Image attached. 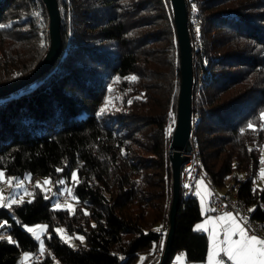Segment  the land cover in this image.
<instances>
[{
	"label": "trees",
	"instance_id": "1",
	"mask_svg": "<svg viewBox=\"0 0 264 264\" xmlns=\"http://www.w3.org/2000/svg\"><path fill=\"white\" fill-rule=\"evenodd\" d=\"M187 2L196 7L202 44L194 49L193 84L199 157L216 185H230L264 218V184L256 182L264 151V0ZM58 3L59 56L37 79L0 96V167L48 175L57 188L77 169L76 208L55 207L35 184L32 198L0 207V264H135L144 251L149 264L163 251L159 223L169 224L172 201L168 130L181 72L171 0ZM0 24L2 84L45 55L47 6L0 0ZM201 217L198 196L182 187L171 257L178 250L190 260L206 257L207 235L195 226ZM40 220L48 223L45 250L23 225ZM57 224L84 233L86 242L69 243Z\"/></svg>",
	"mask_w": 264,
	"mask_h": 264
},
{
	"label": "water",
	"instance_id": "2",
	"mask_svg": "<svg viewBox=\"0 0 264 264\" xmlns=\"http://www.w3.org/2000/svg\"><path fill=\"white\" fill-rule=\"evenodd\" d=\"M49 13V47L41 61L29 72L0 84V96L20 89L48 70L62 49V15L58 0H44ZM177 38L180 48L181 81L177 101V115L174 128L170 133L168 156L171 166L172 201L169 208V227L161 258L158 264H169L175 236L177 212L180 205L182 179L181 167L188 160L187 152L192 149L190 139L193 131V84L194 49L189 27L187 0H171Z\"/></svg>",
	"mask_w": 264,
	"mask_h": 264
},
{
	"label": "snow or ice",
	"instance_id": "3",
	"mask_svg": "<svg viewBox=\"0 0 264 264\" xmlns=\"http://www.w3.org/2000/svg\"><path fill=\"white\" fill-rule=\"evenodd\" d=\"M5 27V25L0 24V28ZM199 31V29H197ZM119 79V77H117ZM126 79L135 80L136 77H128ZM108 109L106 104L100 109V114L103 115ZM262 118H264V112L261 113ZM249 128H253V124L249 123ZM169 134L171 133V126L169 127ZM261 176L264 177V170L261 171ZM72 178L77 179L76 174L73 173ZM4 180V173L0 171V181ZM9 185L12 184V180L8 179L6 181ZM50 183L46 180L45 184ZM202 183V182H201ZM39 186V185H38ZM71 192V189L68 190ZM5 197L0 193V207H11L12 204H15L16 200H11L9 203L5 204ZM204 202L202 198V203ZM59 208L60 205L57 204ZM71 207V206H69ZM206 223L212 225L211 241L212 247L208 255L209 264H225L224 258L217 259L221 256V253L224 254L229 264H264V238H260L255 234H249L238 219L233 216L231 213H225L222 216H219L215 220H208ZM47 228L46 225L37 226V228H29V232L36 234V238L40 239V233L45 231ZM198 229H203L208 231L205 225H197ZM160 231V229H157ZM57 232L64 234V229H57ZM221 232H223V239L220 238ZM233 237H238L234 239ZM3 237H0L2 239ZM70 240L71 237H65ZM10 239V238H9ZM83 241V237H78Z\"/></svg>",
	"mask_w": 264,
	"mask_h": 264
},
{
	"label": "built area",
	"instance_id": "4",
	"mask_svg": "<svg viewBox=\"0 0 264 264\" xmlns=\"http://www.w3.org/2000/svg\"><path fill=\"white\" fill-rule=\"evenodd\" d=\"M189 14V27L190 34L193 43V49L200 48L202 46L199 40V21L197 18V10L193 4H190L188 7ZM169 120L175 124L176 117L171 114L169 116ZM194 121L193 119V131L191 133L190 139L192 142V149L187 152L189 158L182 164L181 167V179H182V187L184 188V192L186 195H191L194 193L195 181L197 176H203L213 188L214 194L211 198L209 209L212 213L217 214L222 211H234L241 221L252 231L261 236H264V218H256L252 214V206L249 204L244 198L239 196L236 190H230L226 192H220L216 188L215 182L212 178L207 175L203 162L201 161L198 154V147L195 142L194 135ZM174 128H171V132ZM260 167H264V159L260 162ZM162 252L157 250L152 257L149 264H158L161 258ZM41 256V252H35L30 258H39ZM26 259H22L21 262H24Z\"/></svg>",
	"mask_w": 264,
	"mask_h": 264
},
{
	"label": "rangeland",
	"instance_id": "5",
	"mask_svg": "<svg viewBox=\"0 0 264 264\" xmlns=\"http://www.w3.org/2000/svg\"><path fill=\"white\" fill-rule=\"evenodd\" d=\"M264 112V111H263ZM264 159V151L262 153V160ZM264 170V167H260L259 172L257 173L256 182L258 185L264 184V177L261 176V171ZM0 171L4 173V180L0 181V193L5 197L4 203L7 204L11 200H16L20 202L24 199H30L34 195L33 186L39 185L44 191L47 192L48 195L52 197L53 205L57 207V204L60 207L68 208L71 211L75 210L77 197L73 192L72 185L77 182L79 179L77 169H74L69 177H62L58 180L59 188L55 185V180H53L48 175H36L32 176L31 174H26L24 176L16 175L14 173H6V171L0 167ZM73 173L76 174L77 179H73ZM8 179L12 180V184L9 185L6 181ZM48 180L50 183L45 184V181ZM71 189V192L68 190ZM13 205V204H12ZM71 206V207H69ZM12 207V206H11ZM24 227L28 230L29 228H37V226L46 225L47 228L45 231L40 233V249L45 250V241H44V233L48 231V223L44 220L36 221V222H24ZM57 229H64V234L61 233L60 236L63 237L66 241L71 244L78 245L79 243L86 242V236L84 233L75 231L70 232L64 224H57ZM35 237L36 234L31 232ZM83 237V241L78 239V237ZM65 237H71L70 240Z\"/></svg>",
	"mask_w": 264,
	"mask_h": 264
},
{
	"label": "crops",
	"instance_id": "6",
	"mask_svg": "<svg viewBox=\"0 0 264 264\" xmlns=\"http://www.w3.org/2000/svg\"><path fill=\"white\" fill-rule=\"evenodd\" d=\"M229 187H230V185L229 186H219V185L216 186L217 190L220 192H226ZM194 193L199 198L200 207H201V211H202V217L196 221L195 226L197 227V225L203 224L208 229V231L200 229L201 231L205 232V234L207 235V239H208L207 255L205 258L200 259V260H190L187 258V255L183 250H178L171 257L169 264H209L208 255H209V252H210L211 247H212V241H211V235H210V233L212 231V225L209 223H206V221H208L210 219L215 220L216 218L224 215L225 213H231L233 216H235L238 219V221L242 224V226H244L247 230H249V234H255L260 238H264V236H261L255 232H252L241 221V219L238 217V215L234 211L227 210V211H222V212L217 213V214H214L210 211L209 204H210L211 198L214 194V191H213V188L211 187L210 183L203 176H200V175L197 176L196 181H195ZM202 198L204 200L203 203H202ZM159 227H162L163 231H164L163 236L161 237V242H160V245L164 247L169 224L167 222H162V223H159ZM220 238L223 239V232H221ZM233 238L237 239L238 237H233ZM146 253L147 252H145V251L142 252L141 255L139 256V259L137 260V262L135 264H143V261L146 257ZM30 256L31 255L28 253H25V255H24L25 258L30 257ZM220 258H224L225 264H229L226 257H224L223 253H221V256L218 257L217 259H220Z\"/></svg>",
	"mask_w": 264,
	"mask_h": 264
}]
</instances>
